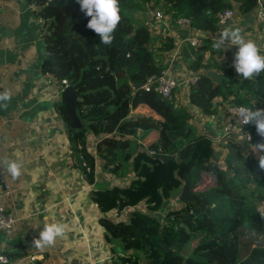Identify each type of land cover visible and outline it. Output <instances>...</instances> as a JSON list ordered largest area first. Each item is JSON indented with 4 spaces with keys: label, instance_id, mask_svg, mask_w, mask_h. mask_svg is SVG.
<instances>
[{
    "label": "trees",
    "instance_id": "1",
    "mask_svg": "<svg viewBox=\"0 0 264 264\" xmlns=\"http://www.w3.org/2000/svg\"><path fill=\"white\" fill-rule=\"evenodd\" d=\"M26 1L43 21L42 73L60 86L64 79L77 94L82 128L70 127L62 103L56 108L75 156L84 157L83 175L92 183L97 162L113 178L89 191L111 263L264 264V209H258L264 203L258 157L264 153L253 147L262 138L249 124L250 141L233 133L215 141L193 124V108L204 115H220L226 105L264 109V72L243 79L229 64L233 55L228 48L214 49L215 40L207 36L219 27L217 12L229 8L246 15L264 0H119L121 20L110 45L87 28L90 17L77 0ZM156 11L176 31L185 28L177 20L186 19L191 34H201L199 45H178L168 31L152 32L149 20ZM172 61L182 63L186 77H196L187 80L185 102L175 98L177 85L170 98L138 85L171 69ZM211 70L219 82L206 75ZM86 134L95 140L93 150H87ZM202 176L211 178L212 190L191 193L192 199L181 203L186 178L193 188ZM216 195L226 198L227 207L213 203L215 218L207 207ZM171 199L178 205L171 206Z\"/></svg>",
    "mask_w": 264,
    "mask_h": 264
},
{
    "label": "crops",
    "instance_id": "2",
    "mask_svg": "<svg viewBox=\"0 0 264 264\" xmlns=\"http://www.w3.org/2000/svg\"><path fill=\"white\" fill-rule=\"evenodd\" d=\"M0 2V92L11 93L7 107H0V164L7 183L0 203L16 219L10 239L0 231V251L9 256L11 264H32L35 260L41 264H112L98 223L99 210L89 191L104 180L112 182L113 178L102 172L97 162L92 183L83 175L71 134L56 108L65 85L60 86L56 79L41 71L45 56L43 21L35 16L33 3ZM159 19L156 22L161 31L173 34L177 43L193 36L189 27L179 26L176 31L166 20ZM228 25L242 28L245 39L250 38L248 32L258 36L262 29L255 12L246 15L233 12L225 26L207 36L215 40ZM257 38L253 40L261 43ZM258 46L261 49L262 43ZM178 63L182 65L172 61L168 74L186 91L189 77ZM193 111L198 113L196 108ZM202 117L198 129L219 141L227 118L225 112ZM86 138L87 150H93L95 140L88 134ZM11 161L21 164L20 175L15 179L6 167V162ZM51 223L64 224L65 234L51 246L36 247L34 238Z\"/></svg>",
    "mask_w": 264,
    "mask_h": 264
},
{
    "label": "clouds",
    "instance_id": "3",
    "mask_svg": "<svg viewBox=\"0 0 264 264\" xmlns=\"http://www.w3.org/2000/svg\"><path fill=\"white\" fill-rule=\"evenodd\" d=\"M81 11L90 17L87 28L91 29L100 38V43L110 45L114 39L115 32L120 20L119 0H77ZM242 28L228 25L221 31L215 39L212 47L214 49H227L228 43L237 47L234 54L233 67L235 72L245 80L252 79L264 72V55L260 53V48L255 41L245 39L242 35ZM11 100V93L7 90L0 92V107L6 108ZM240 124H254L256 133L262 138V142L253 147L258 153H264V109L249 108L241 106L238 111ZM248 141L251 135H243ZM258 164L264 170V155H259ZM8 172L15 179L20 175L21 164L16 161L6 162ZM65 234V225L62 223H51L45 225L39 232L38 237L34 238L33 244L36 247L51 246L58 237Z\"/></svg>",
    "mask_w": 264,
    "mask_h": 264
},
{
    "label": "built area",
    "instance_id": "4",
    "mask_svg": "<svg viewBox=\"0 0 264 264\" xmlns=\"http://www.w3.org/2000/svg\"><path fill=\"white\" fill-rule=\"evenodd\" d=\"M1 8V2H0ZM233 11L229 8L223 9L217 12V23L219 27L225 26L228 21L232 17ZM154 17L156 19L161 18V14L159 12L154 13ZM255 18L258 23H264V5L259 3L257 10L255 12ZM177 22L184 26L188 27V21L184 18H180ZM200 36H187L185 39L181 40L178 45L182 44L183 42H188L192 46L199 45ZM262 50H264V42L262 43ZM169 68L162 70L159 74H152L146 77L145 81L142 82L141 88L143 90L149 91L153 90L158 92L164 98H170L171 90L175 87L178 83L175 79L169 76ZM191 82L196 80V77L191 76L189 77ZM60 82L66 86V82L64 79H61ZM242 105H226L225 107V114L227 116L225 123L222 127V137L233 133L237 139L248 141L247 138L243 135L250 134V128L248 125L240 124L238 120V111ZM247 107V106H246ZM78 159L81 161V166L85 167V160L82 154L78 155ZM7 183L5 180V171L0 164V197L4 193V189H6ZM15 217L8 213L3 205L0 203V231L3 233L5 238L10 239L14 229H15ZM0 264H11L9 256L0 251Z\"/></svg>",
    "mask_w": 264,
    "mask_h": 264
},
{
    "label": "rangeland",
    "instance_id": "5",
    "mask_svg": "<svg viewBox=\"0 0 264 264\" xmlns=\"http://www.w3.org/2000/svg\"><path fill=\"white\" fill-rule=\"evenodd\" d=\"M155 20H157L155 17L154 19H151L149 20L150 23L152 24V32H160L162 33V28L161 26L158 25L157 22H155ZM146 21V20H145ZM243 32V31H242ZM256 33H253V32H248V35L250 38H246V39H250V40H253V39H256V37H258L257 39H260L262 40L261 43L264 42V26L262 27L261 31H260V34L257 36L255 35ZM244 35V33L242 34ZM255 41V40H253ZM261 43L257 44V45H260ZM228 50L233 53V55L235 54V52L237 51V47L236 46H232L231 43L228 44ZM222 58V57H221ZM225 59V58H223ZM230 62V61H229ZM181 70H185V68L183 67V65H180L179 63L177 64ZM176 65V68H178V66ZM231 65H233V62H231ZM184 74H185V71H184ZM185 87H177L175 89V98L178 99L180 102H183L185 100ZM185 102V101H184ZM202 116L203 113H200L198 112L197 114H195L194 116V119H193V124L199 128L200 124L202 123ZM212 185V180L209 176H202L200 181L195 185V187L193 188H190L189 192L190 193H193V194H196V195H201V194H205V193H208V191H211L212 189L209 188L210 186ZM209 188V189H208ZM213 203H218L220 204L221 206L223 207H227V200L225 197L223 196H219V195H216L214 196V198L210 199L209 200V205L207 207V211L208 213H210L213 217H217V212L216 210H214L213 208ZM170 205L171 206H177L178 203L171 199L170 200ZM258 209L261 211L264 209V203H261L259 206H258ZM128 213V212H127ZM126 213V214H127Z\"/></svg>",
    "mask_w": 264,
    "mask_h": 264
},
{
    "label": "water",
    "instance_id": "6",
    "mask_svg": "<svg viewBox=\"0 0 264 264\" xmlns=\"http://www.w3.org/2000/svg\"><path fill=\"white\" fill-rule=\"evenodd\" d=\"M206 75L211 77L213 81L219 82L220 76L216 74L214 71H207ZM142 83L138 84L141 86ZM76 98L77 94L74 91L73 87L70 85H66L60 91V101L65 106V111L70 118V127L71 128H82V124L76 114ZM154 157H157L161 160H167L168 156L164 154H153ZM192 187L191 182L186 178L185 183L182 185L181 192L178 195V200L181 203H185L186 201L192 199V194L189 192Z\"/></svg>",
    "mask_w": 264,
    "mask_h": 264
}]
</instances>
